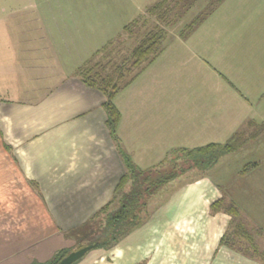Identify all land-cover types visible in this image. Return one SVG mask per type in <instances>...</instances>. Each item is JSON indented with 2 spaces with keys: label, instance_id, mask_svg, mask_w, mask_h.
Masks as SVG:
<instances>
[{
  "label": "crops",
  "instance_id": "0c3cea01",
  "mask_svg": "<svg viewBox=\"0 0 264 264\" xmlns=\"http://www.w3.org/2000/svg\"><path fill=\"white\" fill-rule=\"evenodd\" d=\"M29 1L0 0V264H43L74 248L125 172L119 147L147 168L173 148L264 123V0H177L161 52L114 96L117 143L103 93L76 70L155 0L127 2L110 31L88 0ZM206 174L164 184L146 219L71 264H264L263 180L238 173L225 193ZM221 197L238 206L235 220L211 210Z\"/></svg>",
  "mask_w": 264,
  "mask_h": 264
},
{
  "label": "trees",
  "instance_id": "16d2710c",
  "mask_svg": "<svg viewBox=\"0 0 264 264\" xmlns=\"http://www.w3.org/2000/svg\"><path fill=\"white\" fill-rule=\"evenodd\" d=\"M177 3V0H157L147 6L144 14L126 23L117 37L109 40L96 52V56L85 61L76 70V75L87 86L103 93L105 123L116 143L120 113L114 104V96L127 86L147 63L159 55L166 36L163 25L170 24L174 19L173 12ZM130 39L134 40V44L127 47L123 41ZM263 129L264 123L250 120L245 129L232 133L224 142L173 148L162 163L147 168L134 164L131 157L119 147L125 172L119 178L112 198L88 220V223L93 222L95 227L82 236L78 235L74 248L58 249L52 258L43 264H56L72 249L86 244H92L93 248L113 246L127 231L148 217L146 202L164 184L193 169L206 174L222 155L243 147ZM256 165V161L247 162L240 173ZM127 184L129 189L125 190ZM210 208L212 211L223 210L229 213L233 220L239 216L236 203L226 202L224 197L214 201ZM235 226L241 236L250 239V235L239 222ZM226 242L224 234L220 243Z\"/></svg>",
  "mask_w": 264,
  "mask_h": 264
},
{
  "label": "rangeland",
  "instance_id": "374dc122",
  "mask_svg": "<svg viewBox=\"0 0 264 264\" xmlns=\"http://www.w3.org/2000/svg\"><path fill=\"white\" fill-rule=\"evenodd\" d=\"M134 1L135 0H88L86 2L88 4V9L92 11L91 14H95V17L92 19L94 21L103 19L102 23L104 29L106 31H110L109 29H112V27L116 24L119 19L121 21L120 17L124 14L127 9V2L131 4ZM146 1L153 2V0ZM183 1L185 0H180L179 3L181 4ZM33 2L35 4L36 0H33ZM75 2H78L77 8H80L81 6L85 8V0H76ZM185 2L189 3L190 0H186ZM30 3L31 2L29 0H25L26 6L24 8H27L28 4ZM142 14H144V12ZM102 23L100 25H97L99 26V30ZM174 33L175 29H173L172 35ZM104 35L105 34H102V36ZM132 41L128 42H131V45H133L134 40L132 39ZM172 81L173 80H168V84H170ZM5 95H7V97H11L12 94L7 92ZM255 161L257 162V165L251 168V172L249 170L242 172V175L247 174L244 177L246 179L243 181V183L257 184V181L263 180L262 182L264 186V129L259 134L253 136V138L248 140V143H246L243 147L239 148L238 150L232 153L222 155L217 161V163L211 169L208 170L206 175H210L212 179L214 178L219 180L223 185L224 192L228 193L229 186L235 184L239 181L240 178H242L241 175L238 176V173L241 174L240 171L244 164L247 162ZM248 172L250 173L248 174ZM203 175L204 174L200 173L197 170H189L186 173L182 174L180 177H177L173 181L169 182V186L183 184L185 182L199 178L200 176L202 177Z\"/></svg>",
  "mask_w": 264,
  "mask_h": 264
},
{
  "label": "water",
  "instance_id": "95a60500",
  "mask_svg": "<svg viewBox=\"0 0 264 264\" xmlns=\"http://www.w3.org/2000/svg\"><path fill=\"white\" fill-rule=\"evenodd\" d=\"M92 247H93L92 244H87L77 249L71 250L64 257H62L56 264H71L77 259H79L81 256H83L84 253L87 250L91 249Z\"/></svg>",
  "mask_w": 264,
  "mask_h": 264
}]
</instances>
